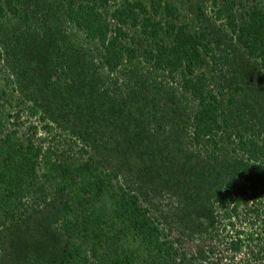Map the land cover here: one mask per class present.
Returning a JSON list of instances; mask_svg holds the SVG:
<instances>
[{"label": "trees", "instance_id": "trees-1", "mask_svg": "<svg viewBox=\"0 0 264 264\" xmlns=\"http://www.w3.org/2000/svg\"><path fill=\"white\" fill-rule=\"evenodd\" d=\"M185 1L191 17L173 0H0V226L16 231L0 264H196L167 237L193 232L198 198L235 217L264 194V0ZM162 193L179 206L163 227L140 201ZM258 241L214 261L264 264Z\"/></svg>", "mask_w": 264, "mask_h": 264}, {"label": "rangeland", "instance_id": "rangeland-1", "mask_svg": "<svg viewBox=\"0 0 264 264\" xmlns=\"http://www.w3.org/2000/svg\"><path fill=\"white\" fill-rule=\"evenodd\" d=\"M173 1L176 3H180L182 8H184V10H182L183 14H187V17H191V15L189 16L190 13L187 10L190 6L188 1ZM166 102V100H160L159 102H157L156 111L158 112V115L163 114V116H165V114H170V109L167 106ZM19 119L23 121V115L18 117V120ZM137 130L138 129H135V131ZM19 131H21V129ZM233 131H235V129H232L231 131H229V133H233ZM40 134V131H36L35 135L38 136ZM18 136L20 137V133H18ZM38 138L40 137H35L33 141L34 144H36ZM193 151L195 152L194 149ZM215 182L216 184L214 186V189H217L220 185H222V182L218 181V179H215ZM140 201L145 207L151 208L150 211L152 214L159 217V220L162 223V227L164 226L165 221H174L177 219L176 216H179V206L177 198L175 196L170 195L167 197L166 194L163 195V193L158 196H155L153 194L149 197H144V200L141 198ZM211 206L212 205L209 200H204V196L199 197L198 201L191 211L192 220L190 222V227L195 228L196 232L195 229H192L193 232L191 233L182 232L184 235H178L176 232H174L167 237V241H172L173 249L176 253L186 254L183 257V263H187L188 259L190 257H193L196 264H216L214 260L217 255H219L220 257L223 256L225 259V263L228 262V258L232 259V262L235 263L236 261L247 257L245 255L246 250H250L251 248L255 247L256 237L259 240L258 242H264V194L258 195L257 193L253 195L251 193H247L243 197V201L239 204L235 217H228L225 213H219V211L215 210L214 207ZM209 222L216 229L211 233L214 235L213 240L205 241V239L203 238L209 234L208 230L211 228V226H207ZM227 222H230L232 224V227H229ZM223 226L226 227L225 232L219 233V230ZM7 227L8 226H0V248L3 249V251L0 250V263L5 262V250H10L9 245L10 243H13L11 240V235L16 234L14 228ZM29 231L30 233H33L31 229H29ZM225 234L228 235L229 241L230 239H232L231 235L236 234L238 236L237 238L241 240L242 245L239 247L240 251L235 255H233L226 248L228 241L226 240L227 238L225 237ZM186 235L191 237L189 238L190 240L187 239ZM28 237H30V234L25 238L23 237L22 239H26ZM176 240H179L180 244H178ZM209 245L210 250L207 248L209 247ZM248 245L250 246L248 247ZM205 258L207 259L204 260Z\"/></svg>", "mask_w": 264, "mask_h": 264}]
</instances>
